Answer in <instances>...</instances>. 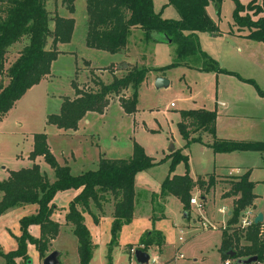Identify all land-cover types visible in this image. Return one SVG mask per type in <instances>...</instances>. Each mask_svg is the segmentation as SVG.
Listing matches in <instances>:
<instances>
[{
  "label": "rangeland",
  "instance_id": "1",
  "mask_svg": "<svg viewBox=\"0 0 264 264\" xmlns=\"http://www.w3.org/2000/svg\"><path fill=\"white\" fill-rule=\"evenodd\" d=\"M153 1L155 11L163 10L164 18H181L180 12L169 4V0ZM239 1L246 2V0ZM257 1L264 5V0ZM46 5L50 11L51 29L46 47L50 49L55 16L59 14L60 6L66 7V5L63 0H46ZM75 7L76 10L72 16L75 19L73 40L69 46H63V49L73 50L77 53V58L75 55L60 57L54 70L58 76L54 77L49 84L44 83L35 87L9 114L8 120L0 122V179L5 178L7 171L26 168L32 162L38 163L42 171L54 177L53 169L45 162L43 156H37L35 159L30 157L34 134L41 132L47 134L50 150L57 161L61 164L67 161L74 174L82 170L97 169L101 158L126 157L130 154L128 151H130L132 140L140 144L146 154L154 157L156 161L162 159L171 161L169 155L175 150L188 153L190 174L197 178L212 173L206 177V180L209 181V176L213 175L216 185L207 194L201 193L195 187V197L192 196V198L197 200V204H191L190 201L191 208L187 218L184 217L180 201L177 199L170 201L167 213L171 220L166 222V244L163 253L151 249V260L148 264H221L223 259L219 248L222 230L228 226L231 217L228 216V212L233 211V197L223 195L231 189L237 177L249 172L250 180L256 183L254 189L257 195L256 207L242 211L238 225H243L249 210H252L253 215L264 213V152L215 153L212 149L205 147L206 143L213 140L207 135L202 136L203 143H192L186 147V142L178 128V121L182 111L205 107L217 113V137L234 141L264 142V97L260 95L253 83L240 78L252 79L260 89L264 90V43L252 41L244 36L246 31L238 30L233 20L235 3L233 0H224L220 16L215 15L212 5L208 7L210 14L215 15L214 18L217 17L218 26L223 33L218 38H210L207 34L201 33L198 38L202 52L216 60L221 68L235 74L204 70L206 60L200 52L189 54L181 60L179 65L159 71V68L177 61L178 45L159 43L163 40L160 34L155 32L148 40L145 39L143 32L133 36L132 42L136 44L131 53L133 61L112 63L121 59V55L90 49L85 44L88 27L86 1L77 0ZM67 10V7L64 8L61 16L70 17ZM254 13V10L249 9L242 12L243 15L250 14L252 18H256ZM260 15L262 14H258ZM227 31L229 33H224ZM28 42L29 40L24 37L8 49L6 67L19 57ZM83 58L89 59L98 73L104 72L102 73L104 82L110 81L111 65L122 72L132 66L145 67L149 71L148 77L139 87L135 115L127 116L119 99L113 96L105 110L107 113L104 115L107 116L104 119L92 120L90 125L79 123L76 130L62 133L53 125H48L47 118L50 114L60 112L61 107L58 108L64 99H73L72 82L75 81L79 87L84 86L85 89L94 88L89 81L91 76L88 67H91V63ZM78 64L81 66L80 71L74 72ZM157 76L168 79L169 86L157 89L155 87ZM5 78L6 76L4 82ZM148 128L156 130L149 131ZM189 132L193 136L198 135L192 134V129H189ZM171 144L175 148L173 151L169 150ZM166 169L169 170L170 167L164 166L155 171H158L157 179ZM175 169L176 172L183 174L186 170L185 163H179ZM204 196L206 199H203ZM222 208L225 211L221 212ZM20 211L23 210L12 208L4 213V217L0 220L1 230L7 228L0 239V246L4 251L14 248L8 241L7 234L14 239L18 247L16 237L14 238L11 234L17 228V216ZM171 221L172 227L169 226ZM180 238L183 240H179ZM245 243L243 241V244ZM32 246L31 255L34 259L38 251L34 245ZM178 247H180L179 252H177ZM66 248L68 250L67 264H80L77 253L73 251L69 242H66ZM106 248L105 245H99L91 264H108ZM125 248V246L114 248L112 264H139L133 254L134 247L130 250L132 258L129 257ZM53 251L54 249L50 246L47 255ZM0 264H6L2 257H0ZM22 264L27 263L23 260Z\"/></svg>",
  "mask_w": 264,
  "mask_h": 264
},
{
  "label": "trees",
  "instance_id": "2",
  "mask_svg": "<svg viewBox=\"0 0 264 264\" xmlns=\"http://www.w3.org/2000/svg\"><path fill=\"white\" fill-rule=\"evenodd\" d=\"M76 0H63L70 13L75 12ZM88 14V27L86 44L90 48L120 53L126 48L130 35L135 29L143 31L148 40L152 34L158 33L163 40L177 44V61L159 68L165 70L171 66L181 64L189 54L200 52L206 60L204 70L235 74L221 68L216 60L209 57L200 49L198 33L207 32L219 34L220 28L216 20L208 13L210 4L215 6L219 16L224 0H169L180 12L181 18L174 20L164 18L162 11L156 12L153 0H85ZM234 25L238 30L246 31L245 37L264 43V5L257 0H250L247 5L239 0H233ZM246 9L254 10L256 18L250 14L243 15ZM258 14H262L258 16ZM52 47L47 49L50 29V11L46 0H0V120L33 86L39 84L51 73L53 62L60 51L59 43H69L72 39L75 19L55 16ZM232 31V29H231ZM26 37L29 42L21 51L19 57L7 69L6 55L8 49ZM113 68V70H112ZM119 69L111 65L112 80L109 83L102 81L95 70L90 71L91 85L94 88L79 87L73 81L72 87L76 97L64 99L61 110L57 114H50L48 124L59 129L76 130L79 122L88 112L104 113L113 96L119 99L121 107L128 115L137 112L139 87L148 76L145 67L132 66L121 75ZM237 75V74H236ZM8 77V83L4 77ZM238 76V75H237ZM243 81L253 83L260 95L264 97V90L252 79L240 77ZM96 86V87H95ZM130 91V94L128 92ZM217 113L213 110L189 109L181 112L178 128L186 147L192 143H203V135L212 137V142L206 146L215 153H229L233 151L264 152V142L234 141L220 139L216 136ZM189 129H192L190 134ZM43 156L45 162L53 169L55 179L52 181L43 173L38 163L31 167L10 171V176L0 180V192L3 197L0 201V216L8 210L27 204H37L38 212L25 216L20 220L21 235L16 237L18 247L16 250L4 252L0 249V257L6 264H17L16 259L22 258L28 264V245L36 246L40 257L47 256L51 242L59 234L61 225L51 217L56 210L53 203L59 191L68 189H82L69 205L66 220L73 226V233L78 239V255L80 264H90L96 245L92 241L90 230L85 224L83 213L90 209L93 202L97 208L102 209V203L107 196L113 197L114 212L111 228V241L108 244V264H112L114 248L119 245V235L122 227L132 222L135 203V179L139 172L146 171L165 161H155L146 154L144 148L136 141L133 144V153L128 158L111 159L101 158L96 170H88L79 175H73L68 165H61L50 150L47 134L45 132L34 134L33 150L30 157L35 159ZM169 157L170 173L176 166L185 163L186 172L183 175L168 176L162 183L161 194L173 195L182 202L184 212L189 215L191 208L192 190L198 186L204 192H209L216 184L213 175L209 181L198 178L195 181L190 175L189 156L180 150L173 151ZM256 183L249 178V172L237 177L231 189L224 194L226 197H235L232 215L228 226L222 230V242L219 248L223 260L230 258L229 252H235L232 259H247L252 256L264 264V241L259 237L257 224L248 227L238 225L239 215L242 211L255 208L257 195L254 193ZM96 222L98 218L94 216ZM31 225H39L41 234L39 238L33 237L29 232ZM243 241L246 243L243 244ZM165 237L162 232L152 230L145 233L136 247L147 251L150 246L163 247ZM133 247H128L130 253Z\"/></svg>",
  "mask_w": 264,
  "mask_h": 264
},
{
  "label": "crops",
  "instance_id": "3",
  "mask_svg": "<svg viewBox=\"0 0 264 264\" xmlns=\"http://www.w3.org/2000/svg\"><path fill=\"white\" fill-rule=\"evenodd\" d=\"M60 1H62V0H60ZM249 1L250 0H246L245 3H242V2L241 3L244 4V5H247L249 3ZM76 2H77V0L75 1V6H76ZM211 5L214 7L215 15L218 16L216 14L215 6L213 4H210V6ZM64 8H66V7L65 6H60V8L58 9V12H59L60 16H61L62 10ZM75 10H76V7H75ZM67 12L69 13V15H71L70 17L73 16V13H70L68 10H67ZM208 13L210 14V11H208ZM215 15H213V16H215ZM210 16L214 20H216L217 23H218L217 17L214 18L212 16V14H210ZM67 18H69V17H67ZM168 19H170V18H168ZM174 20H177V19H174ZM228 31H230V30H228ZM228 31L224 32V33H229ZM141 32H143V31H141L139 29H135V30L132 31V34L130 35V38H129V41H128V44H127L126 48L123 49L120 53H115V54L121 55V59H119L118 61H114L112 63H117V62L120 63V62H122L124 60L133 61L131 59V53H132L133 47L136 46V44H135V42H132V38L137 33H141ZM201 33L207 34V36H209L210 38H218L219 37V34L218 35L217 34H210V33H207V32H201ZM201 33H198V36H200L199 34H201ZM221 33H223V32L220 31V34ZM72 40H73V36H72V39H71V41L69 43H59L58 44V50L60 52H62V53H60L58 55V57H57V60H55L53 62L52 68H51V73L49 75H47L39 84H37V85L33 86L31 89H29L26 92V94L19 101L16 102L14 107L5 116H3L1 118L0 122L7 121L8 120L7 118L9 116V114H11V112L23 100V98H25V96H27L29 94V92H31L35 87L40 86V85H42L44 83L49 84V82L52 81L54 77L58 76L55 73L54 70H55V66L57 64V61H58V59L60 57L61 58L65 57V55H70V57H73V55H75V58H77V53L74 52L73 50L63 49V46H66V45L69 46V44L72 42ZM161 40H163L162 37H161ZM159 43H169V44H171L170 42L165 41V40H163L162 42L159 41ZM85 44H86V41H85ZM86 46H87V44H86ZM88 48H90V47H88ZM90 49H94V48H90ZM84 59H86V58H83V60ZM86 60L90 61L89 59H86ZM90 63H91V61H90ZM136 64L138 65V63H136ZM5 67H6V64H5ZM9 67H6V68L8 69ZM80 67H81L80 64H78L76 66V69H75L74 72H77V71L79 72L80 71ZM88 69H89V73H90V71L92 69L95 70L94 66H92V63H91V67L89 66ZM102 73H104V72L98 73L95 70V74L102 81H104L102 79ZM122 73L123 72L121 70H118L116 72L117 75H121ZM70 74H72V73H70ZM109 76H110V81H111L112 80V75L109 74ZM157 77H163V76H157ZM146 80H147V78H146ZM109 82H105V83H109ZM5 83H8V77L5 78ZM75 97H76V93H75V90H74V97L73 98H75ZM60 103H61V101H60ZM61 104L59 105L58 109H60ZM222 104L226 105V103H222ZM201 108L206 109L205 107L191 108V109H201ZM206 110H208V109H206ZM105 113H107V111H104V113H102V114L97 113V112H89L86 115V117L83 118L79 123L80 124H84V125H90L92 120L93 121H97V119L98 120L104 119L105 116H107V115H104ZM136 113H134L132 115H128V114H126V115L127 116H133ZM180 120H181V114H180L179 121ZM179 121H178V123H179ZM216 123H217V119H216ZM48 125H52V124H48ZM53 126L56 127L62 133H70V132L74 131V130L59 129L57 126H55V125H53ZM150 130H156V129L150 128L149 131ZM220 139H222V138H220ZM133 143H134V140H132L130 151H128L130 154H128L124 158H128V157H130L132 155V153H133ZM33 145H34V141H33ZM205 147L207 149H211V148H208L206 145H205ZM32 150H33V148H32ZM169 150H170V148H169ZM183 153H185V152H183ZM185 154L188 155V153H185ZM104 156H106L105 153H104ZM107 157H109V156H107ZM110 158L114 159L112 157H110ZM155 161H156V159H155ZM99 162L100 161H98V164H97L98 166H99ZM170 162L171 161H165L164 163L158 164V165H156V166H154V167H152V168H150V169H148L146 171L139 172L136 175V179H135L134 217H133L132 222H130L129 224H126V225H124L122 227V229L120 231V235H119V245L117 246V247L125 246L126 247L125 251H127V253L129 251L128 247L131 245L132 247H134V250H133V254H134V251L136 250V247L138 246L141 237L145 233L150 232L152 230H157V231L162 232L164 237H165V244H166V235H165V233L167 231L166 230V228H167L166 222H168V220L169 221L171 220L170 216H168L167 208H168L169 203H170L171 200H174V199L179 200V198H177V197H175L173 195H170V194L162 195L161 194L162 183L168 176L183 175L186 172V170H185V172L183 174H180V173L176 172V169H175L174 172L170 173L169 170L166 169L165 172H163L164 174H162L161 177H158V179H157V172L158 171L157 172H155V171L157 169L160 170V168H164V166L166 168L170 167ZM34 163L35 162H32L31 165L28 166V167H31ZM61 165H68V162L65 161V163H63ZM98 166H97V168H98ZM28 167H26V168H28ZM85 171H88V170H82L78 174H74V173H72V174L73 175H79V174H81V173H83ZM42 172L46 173L48 175V173L46 171H42ZM209 174H212V173H207L206 175H204V177L203 176H199L197 178H195L191 174L190 175L195 181H197L198 178H203V179L206 180V177ZM9 176H10V170L6 172L5 178L4 179H0V180H5ZM48 177L52 181L55 179V175H54V177H51V176L48 175ZM222 177H226V176H222ZM217 184H218V182H217ZM138 185H140V188H138ZM152 185H155L156 188H155V186H152ZM195 187H197L198 191H200L201 193H205V194L208 193V192H204V190H201L198 186H195ZM81 190L82 189H68V190H65V191H59L55 195V197L53 199V203L56 206V210L53 212L51 218L55 222H58L61 225V227H60V231H59L58 236L56 237V239H54L51 242V244H52L51 246L54 249V251H58L59 252V254H60V256H59L60 264H67L68 250L66 248V242H69L70 245L73 247V251L77 253L78 260H79V263H80V258H79V255H78V245H79L78 244V239L73 233V226L70 223L67 222L66 215L69 212V205H70L71 201H73L74 198L77 195L80 194ZM229 190H227L226 192H228ZM194 191H195V188L191 192L193 197H195ZM2 197H3V194L1 192L0 193V201L2 200ZM203 199H206V196H204ZM234 199H235V197H233V207H234ZM180 203L182 204L181 201H180ZM183 207L184 206L182 204V209H183V212H184V208ZM16 208H20L23 211L22 212L20 211V214H18V216H17L18 224L16 225L17 228L14 231V233L11 234L14 238L15 237H19L21 235V233H22L21 232V227H20V220L23 217H25V216H30V215L36 214L38 212L39 206L37 204H27V205H24V206H21V207H16ZM192 208H193V205H192ZM113 212H114V200H113V197L107 196V201L102 203V209L97 208L96 205L93 202H91L90 209L83 213L84 218H85V224L88 227V229L90 230V233L92 235L93 243L96 245L95 251L97 250L99 245H102V246L105 245V246H107L106 249H107V252H108V244L110 243L111 238H112L111 228H112V223H113V220H114ZM229 212H231V211H229ZM229 212H228V216H229ZM3 215H5V214H3ZM3 215L0 217V220L4 217ZM94 216H96L98 218V222L95 221ZM184 217H186V218L188 217V215L185 212H184ZM169 226L172 227V221L169 222ZM3 230H1V228H0V239L2 237V234L6 233L7 228H4ZM29 232H30V234L33 237L39 238L40 234H41L40 226L39 225H31L29 227ZM7 237H8V241L11 242V244L14 246V248L10 249L8 251H4V250L3 251L4 252H10V251L16 250L17 249V244H15L16 242L14 241V239L11 236H9L8 234H7ZM179 240H183V239L180 238ZM165 244H164V246H165ZM32 245L33 244H29L28 245V249H30L28 255L32 259L29 264H31V263L33 264L34 262H36V264H43V260L44 259L42 260V258L40 257V253L39 252H38V254H36V257L33 259V256L31 255V248H33ZM164 246L161 247V248L158 247V246H155V245L154 246H150V248L148 250V253L150 254V250L151 249H155L156 252L159 251L160 253H163ZM0 248L2 249L1 246H0ZM34 248H36L35 245H34ZM179 249H180V247L177 248V252H179ZM36 250H37V248H36ZM95 251H94V254H95ZM128 254H129V257L132 258L130 253H128ZM180 257H182V254H180ZM93 259H94V255H93V258H92L90 264L92 263ZM17 263L18 264H22L23 263V259L22 258H17ZM167 263H169V262H167Z\"/></svg>",
  "mask_w": 264,
  "mask_h": 264
},
{
  "label": "water",
  "instance_id": "4",
  "mask_svg": "<svg viewBox=\"0 0 264 264\" xmlns=\"http://www.w3.org/2000/svg\"><path fill=\"white\" fill-rule=\"evenodd\" d=\"M169 84H170V81L164 77H158L155 81V87L158 89L168 87ZM174 149H175L174 145L171 144L170 150L173 151ZM231 215H232V211L229 212V216ZM263 221H264V213L260 212L254 218V224L259 225ZM235 255H236L235 252H232V251L229 252L230 258H234ZM59 256L60 254L58 251H53L44 258L43 264H60ZM134 257L139 264H148L149 261L151 260L150 254L142 249H136L134 251ZM30 262L31 261H29L28 263ZM237 263L238 264H255V263H258V258L256 256H252L247 259H238Z\"/></svg>",
  "mask_w": 264,
  "mask_h": 264
},
{
  "label": "built area",
  "instance_id": "5",
  "mask_svg": "<svg viewBox=\"0 0 264 264\" xmlns=\"http://www.w3.org/2000/svg\"><path fill=\"white\" fill-rule=\"evenodd\" d=\"M191 204H197V200L195 198L191 199ZM251 209V208H249ZM248 216L246 218H244L243 220V225H240L241 227H248L250 225L254 224V218L256 217V215H253L252 210L247 211ZM251 215V217H250ZM260 228H259V237L261 240L264 241V221L262 223L259 224ZM221 264H238L236 259H232V258H227L225 260L222 261ZM255 264H261L260 262L255 263Z\"/></svg>",
  "mask_w": 264,
  "mask_h": 264
},
{
  "label": "clouds",
  "instance_id": "6",
  "mask_svg": "<svg viewBox=\"0 0 264 264\" xmlns=\"http://www.w3.org/2000/svg\"><path fill=\"white\" fill-rule=\"evenodd\" d=\"M220 211L223 212V211H225V209L222 208V209H220Z\"/></svg>",
  "mask_w": 264,
  "mask_h": 264
}]
</instances>
